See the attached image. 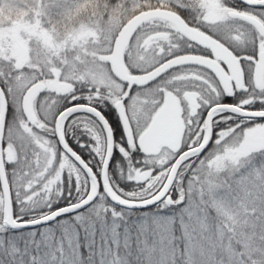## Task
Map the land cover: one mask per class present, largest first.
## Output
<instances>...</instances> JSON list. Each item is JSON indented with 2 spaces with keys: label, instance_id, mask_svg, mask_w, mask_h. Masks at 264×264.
Here are the masks:
<instances>
[{
  "label": "rangeland",
  "instance_id": "374dc122",
  "mask_svg": "<svg viewBox=\"0 0 264 264\" xmlns=\"http://www.w3.org/2000/svg\"><path fill=\"white\" fill-rule=\"evenodd\" d=\"M177 3L178 0H0V62L16 72L6 85L13 116L5 130L4 145L17 154L18 160L8 167V172L13 200L19 207L28 208L43 194L45 199H60L62 177L68 181L65 171L69 163L58 151L50 128L60 105L74 99L72 94L89 93L97 99L104 92L113 103L119 100L124 86L112 77L107 57L123 19L126 22L137 9L140 12L175 5L183 11L189 5L190 13L233 49L241 53L245 49L264 51V39H257L245 26L231 23V36L236 39L217 27L229 21L233 12L223 1ZM254 15L264 20L263 11ZM164 29L172 36V29ZM147 31L137 33L123 57L125 67L137 73L150 71L169 57L155 42L157 31ZM249 38L253 39L252 48L244 44ZM37 82L43 93L33 102L37 125L30 127L21 114V99ZM61 84L69 89L62 91ZM159 87L154 106L150 105L152 94L146 90L134 91L126 102L129 118L140 124L135 129L136 136L145 129L161 99ZM251 90L254 101L262 105L264 80L260 88ZM183 92L195 96L192 91ZM206 96L214 100L220 92ZM225 113L215 115L213 123L223 127L213 132L209 150L185 166L186 175L175 185L172 196L178 194L181 205L134 214L111 208L106 198L99 196L90 209L89 222L79 227V242L76 232L70 231L72 217L26 234L6 232L0 194V264H264L261 235L256 237L260 226L255 221L259 222L264 210V144L253 151V137L249 138L259 128L263 132L264 122L239 121ZM199 129L200 142L206 131ZM260 138L264 141V132ZM134 142H127L131 149ZM103 143L102 139V148ZM144 163L156 164L147 159ZM168 171L167 168L161 173V181ZM124 172L128 181L147 174L142 170ZM38 177L49 180L48 191L41 192L36 185Z\"/></svg>",
  "mask_w": 264,
  "mask_h": 264
},
{
  "label": "water",
  "instance_id": "95a60500",
  "mask_svg": "<svg viewBox=\"0 0 264 264\" xmlns=\"http://www.w3.org/2000/svg\"><path fill=\"white\" fill-rule=\"evenodd\" d=\"M243 4V0H238ZM249 5L264 4V0H248ZM256 8V7H249ZM259 9V8H256ZM231 18H237L253 25L260 34H264V29L261 23L255 18L249 17L244 14L236 12L230 13ZM163 20L171 25L178 31V33L187 41L208 50L214 57V60H209L199 56H180L171 59L150 72L138 75L127 74L123 66V53L136 30L144 23L150 20ZM110 72L113 77L125 86V90L120 100L115 104V111L118 120L120 121V128L125 139L132 137V131L127 118L125 102L128 100L130 93L134 88H143L158 80L165 73L178 66H200L211 72L217 79L221 91L229 95L232 93L233 88L240 89L243 82V75L240 68L241 61H246L254 66L253 81L255 87H260L264 77V52L259 53L257 59L248 56L235 57L225 46L214 40L213 38L200 33L197 30L189 27L180 16L176 13L164 9H149L142 11L131 17L126 24L120 29L111 51L107 58ZM221 62L225 69L219 63ZM233 82V85L231 83ZM60 88L65 91L67 86L62 84ZM42 86L40 83L32 85L24 94L21 100V112L28 125H35V116L32 112V102L41 91ZM7 100L2 90H0V192L3 201V223L9 230H33L40 227L48 226L51 224H41L40 220L51 221L53 217L60 216V213H73V209L80 208L81 204H87L88 201L98 197V190H102L107 194V200L115 207L120 209H130L136 207V211L148 210L155 205L156 201H163L167 205L172 203L168 199V193L176 179L177 173L189 158L203 154L210 145L212 138V120L213 117L220 111L227 112L239 117L250 120H264L263 112H250L242 108L230 105H217L212 107L205 118V127L207 130L206 137L203 142L196 148L182 153L174 162L168 178L162 189L153 197L142 201H124L120 199L112 190L108 180V168L112 160L114 152V141L109 125L103 116L95 109L75 105L63 110L56 118L54 124V136L60 150L67 155L89 178L92 188L88 193L86 199L81 200L79 203L73 204L70 207L66 206L60 209L59 212L53 211L40 219L32 220V227H24L21 222L15 220L13 215L12 200L9 191V186L4 169L2 144L5 132V105ZM75 114H86L93 117L103 129L106 138V152L100 170V178L94 176L88 166L81 160V158L74 153L67 145L63 134V123ZM182 109L179 104L178 98L169 91L163 92V105L156 112L152 118L151 123L146 130L138 137L136 146L144 156H157L162 149H168L176 154L180 150L181 139L184 133V123L181 118ZM115 202V203H114ZM139 205H150L148 208H140ZM121 206H126L122 208ZM75 214V213H73ZM70 216V215H66ZM60 216V218L66 217ZM55 223V222H54Z\"/></svg>",
  "mask_w": 264,
  "mask_h": 264
},
{
  "label": "trees",
  "instance_id": "16d2710c",
  "mask_svg": "<svg viewBox=\"0 0 264 264\" xmlns=\"http://www.w3.org/2000/svg\"><path fill=\"white\" fill-rule=\"evenodd\" d=\"M181 1V2H180ZM225 3V6L236 10L238 12H249L252 14L258 13V12H264V10H250L248 8H244V7H239L241 4L237 1V0H221ZM184 0H178L177 4H183ZM154 8H158V7H154ZM163 8H167L169 10H172L176 13H178L184 20H186L190 26L200 29L201 31H203L204 33H207L209 35H211L212 37H214L215 39H217L218 41H220L221 43H223L225 46H227L232 52H234L235 54H249L252 53V49H245L244 52H238L237 50L233 49L231 46H229L223 39H221L219 36L211 33V31L207 28H205L199 20L198 18H196V16H194V14L190 13V6L187 5L184 7L183 11H179L177 9V7L175 5H170V7H163ZM141 9V8H140ZM143 10V9H142ZM138 12L135 11V13ZM135 13H131L130 16H133ZM123 23H125V20L123 19ZM231 23H239L241 25H243L242 22L239 21H233V20H229L226 23L220 24V28L223 32L227 33L229 36H231ZM152 30L154 32L157 31V35L155 36V42H159L157 45H162L163 47L160 48H164L162 49L163 53L169 54L168 58L174 57V56H178L180 54L183 53H191L192 51H197L199 50L198 48L188 44L186 41H184L181 37H179L177 34H175L174 32L172 33V36H170L167 32L166 29H164V27H168L170 29V26L164 22L161 21H151L143 26L140 27L139 31H147L150 27H152ZM151 30V29H150ZM148 30L147 33L149 34L151 31ZM150 31V32H149ZM258 39V38H257ZM253 39L249 38V40L247 41V44L251 45L252 48V41ZM158 49V48H157ZM3 63V62H2ZM130 70V69H129ZM132 73L136 74L138 71H134V70H130ZM15 71H13L11 69L10 66H6L4 64H1L0 62V74L3 75L4 77L1 78L0 77V88L2 89V91L5 93L6 95V85L9 81H12L14 75H15ZM172 91H174L172 88L170 87H166ZM149 92L154 89L153 92V97H156L158 92V84H154L148 88H146ZM252 88L249 87V91H239V92H234V94L232 96H224L222 94H220V97H218L213 103L211 104H230V105H235L237 106L238 104H241L245 99L250 98L252 100V102L249 104V107L251 110H264V103L261 105L257 100L254 101V96H252L250 93L252 92L251 90ZM145 90V89H144ZM74 97V99L68 100L63 102V104L60 105L59 107V112H61L62 110L66 109L64 106L65 105H69L68 107L75 105V104H82V105H86V106H90L94 109H96L97 111H99L101 113V115L105 118V120L107 121V123L109 124L112 134H113V138L116 144L115 147V151H114V155L119 153L120 154V158L116 161V166H115V170L113 171L112 168V161L109 167V182L111 187L113 188V190L122 198L129 200V201H137V200H143L146 197L154 194L160 183H161V173L159 172H163L164 170H162V168H160L158 165L154 166V175L150 178H148L145 182L143 183H138V184H134V182L132 181H128L127 180V175L124 176L125 172H132L135 170H147V169H151V166H148L146 163H144V161L146 160L145 158H143L141 156V154L139 156H136L134 153L136 152V150L128 148L126 146V143L122 137V135H119L117 133V130L113 127L112 124V120H110L108 118V116L105 115V112L107 111V105H111L112 108L113 107V102L110 101V99L108 98V95L104 92L99 93V98H94L92 94H87V93H78L77 95L72 94ZM7 97V96H6ZM232 98V97H238V99H236L235 103H231V102H226L225 98ZM79 100L80 102L77 103L76 101ZM101 109H104V111H101ZM115 111V110H114ZM117 118V115H116ZM88 120L89 122L85 121ZM118 119V118H117ZM239 121H241V119H237ZM8 121L6 122V128H7V124ZM222 124H217L216 127L221 126ZM121 132V129H120ZM50 134L51 137L54 139L53 136V129L50 128ZM64 134H65V139L67 144L72 148V150H74L80 157L81 159L87 164V166L91 169V171L93 172V174L95 175L96 178H99L100 176V168H101V162L103 159V148H102V139H103V134L102 131L100 129V127L98 126V124L95 122V120L91 117H87V116H82V115H76L71 117L70 119H68V121L65 124V128H64ZM193 144H195L193 142ZM120 145V147H118ZM113 155V156H114ZM68 164V168L65 171L66 174V178L68 179V181H65V179L62 177V181L64 182V187H63V192L65 193V195H67V193L71 192V197L69 199V204H75L76 200L79 199L80 201L83 200V197L85 196V193H88V179L84 176V174L76 167L72 164V162H70V160L65 157ZM66 162V163H67ZM122 169V171H121ZM9 169L7 168V175L9 177ZM186 170H181L179 173V179H183L184 176L186 175ZM124 173V174H123ZM56 176H58V173L56 174ZM46 179V180H45ZM45 179L38 177L36 180V185L40 188L41 192H45L48 191V189L50 188L49 186V180L45 177ZM123 185H131V187H120ZM61 190L56 191L57 194L54 195H58ZM12 199H13V195L11 193ZM59 199L54 200L51 197H48L47 199H45V195H41L40 199L36 202H34L32 205L30 204L28 206V208H24L22 209V207H19V205L16 203L15 200H13V214H14V218L19 220L20 216H24V217H31L32 220L36 219V217H40L42 216L41 213L44 214H48L49 213V205H55V203L58 201ZM14 203H15V207H14ZM110 205V204H109ZM67 206V205H66ZM111 208H114L117 211H120L119 208H116L112 205H110ZM65 207V206H64ZM160 208V206L153 208L152 210H156ZM172 208V207H170ZM169 209V208H168ZM264 209V208H263ZM124 211V210H123ZM52 212V211H51ZM19 214V215H15V214ZM134 214H139L142 212H132ZM67 217V218H62L59 221L63 220V219H69L71 218ZM259 222L256 221V224L258 223V225L260 226L258 229L259 231H257L256 233V237L258 239L259 235L260 236V244H262L263 248H264V210L261 211V213L259 214ZM3 218V215H2ZM57 223V222H56ZM261 226L263 227V230L261 231L260 228ZM6 232L8 233H22V234H26L32 231H26V230H15V231H10L8 230L6 227H4ZM39 230V229H38Z\"/></svg>",
  "mask_w": 264,
  "mask_h": 264
},
{
  "label": "flooded vegetation",
  "instance_id": "af4514ba",
  "mask_svg": "<svg viewBox=\"0 0 264 264\" xmlns=\"http://www.w3.org/2000/svg\"><path fill=\"white\" fill-rule=\"evenodd\" d=\"M261 22L264 25V20H262ZM248 27H250V26L248 25ZM248 29L251 30L254 28L250 27ZM230 37L235 38L233 36H230ZM258 54H259V52H257L255 56H251V57L256 59ZM181 55H193V56L203 57V58H206L209 60H214V57L211 54V52L204 50V49L192 51L191 53L186 52V53H183ZM235 56L238 57V55H235ZM217 62L219 63V65L223 69H225V71L228 74V71L226 70L225 66L221 62H219V61H217ZM240 68H241L242 75H243V82H242L241 91H243V90L249 91V87L252 88V86H254L253 85L254 67L252 64H250L248 62L242 61L240 63ZM228 76H229V74H228ZM159 81H161L162 85L164 86L163 89L170 90L166 87L172 88L174 91H172V90L171 91L178 97L179 104L181 105V108H182V118H183L184 125H185V132H184V135L182 138L181 149H180L179 154L186 152V151H189V150L197 147L201 143V141L199 142V140H198V132L200 130L199 128H201V127L204 128V121H205L206 115H207L209 109L213 105V104H211V103H213L211 101V100H213V98H209V96H206V95L214 94L217 96V93H218L217 91H218V87H219L218 81L214 77V75L211 72H209L208 70H206L202 67H195V66H178V67H175L174 69L165 73L158 80V82ZM231 83L233 85L232 81H231ZM185 90L192 91V93L195 96L185 95L184 93H186V92H183ZM215 100L216 99H214L213 101H215ZM252 100L253 99L247 98L240 105L246 110H251L249 107V104L252 102ZM155 103H156V99L152 98L150 101V105L154 106ZM162 103H163V98L161 99V104ZM156 106H157V104H156ZM157 108H158V106L156 107V109ZM155 110L153 109V111H155ZM247 121L260 123V121H250V120H247ZM138 125H140L138 123V120L133 121V126L135 129L138 127ZM214 125H215V123H212V130H213L212 135H213V132L216 131V129H217L216 128L214 130ZM262 131L264 132V128L262 129ZM262 133H261V130L259 128L257 130V132L256 131L253 132L254 135H252V134L249 135V138L253 137V143H252V147L254 148V149H252L253 151H257L264 144L263 138H260ZM193 142L195 144H193ZM211 142H212V140H211ZM115 144H117V143H115ZM210 146H211V144H210ZM210 146H209V148H210ZM118 147H120V145ZM209 148L207 149V151L209 150ZM207 151H205V153ZM179 154L173 155L169 151L163 149L158 157H153V158H151V160H153V161L155 160L156 164L160 168H162V170L167 169V168L169 169V167L173 164V162L175 161V159L178 157ZM16 156H17V154H16L15 150H13L10 146H7L6 144L3 145V158H4L6 168H8L11 165L16 164V161L18 160V159L16 160ZM167 157H171V160H167ZM200 157L193 158V159L189 160L186 165L187 166H189V164L192 165L195 162V160L199 159ZM162 158H164L163 162L160 161ZM185 166H183L182 168L184 169ZM145 171L147 172V174L144 177L137 176L138 178L136 181L134 180V184H138L139 182L143 183L148 178L152 177L155 173L154 165H151V169H147ZM159 173H162V171ZM178 181L179 180H177V182ZM173 191H174V186L171 189L170 196H172Z\"/></svg>",
  "mask_w": 264,
  "mask_h": 264
},
{
  "label": "snow or ice",
  "instance_id": "6c2138e0",
  "mask_svg": "<svg viewBox=\"0 0 264 264\" xmlns=\"http://www.w3.org/2000/svg\"><path fill=\"white\" fill-rule=\"evenodd\" d=\"M239 7H244V8H247V7H256V8H259L261 10H264V4H260V5H249L248 4V0H243V4L240 5ZM248 55L250 56H255L256 53L255 52H252V53H249ZM2 90V89H0ZM236 99H238V97H232V98H225L226 102H231V103H235L236 102ZM77 103H79L80 101L77 100L76 101ZM69 105H65L64 107L67 108ZM101 111H104V109H101ZM105 115L108 116V118L110 120H112V124H113V127L117 130V133L119 135H123L122 132H120V121L116 118V113L114 111V109L112 108L111 105H107V111L105 112ZM13 116V108L11 106V104H8L6 103L5 105V118L7 120H10ZM261 119H264V117H261ZM220 127H223V125H221ZM210 146V145H209ZM136 156H139L140 155V152L139 150H137L135 153H134ZM120 158V154L117 153L115 154L113 157H112V168H113V171L115 170V166H116V161ZM120 187H131V185H123V186H120ZM90 187L88 189V191H90ZM60 199L55 203V205H49V213H51V211H56V212H59L60 209L64 206H71L69 204V199L71 197V192L67 193V195H65V193L63 191L60 192ZM98 195L99 196H103L104 198H108L107 197V194L105 192H103L102 190H98ZM87 197V193H85V196L83 197V199H86ZM163 197L161 198L160 201H156L155 202V205L158 207L159 204L163 201ZM169 200H172L174 203L179 201V203H183L182 200H180V197L178 194H174L173 196L171 197H168ZM76 203H79L80 200L77 199L75 201ZM97 203V200L96 198L94 197L93 200L91 201H88L87 204H81L80 208H77V209H73V213H75V215H73V213H60V216H66V215H70L72 216V220H73V225L72 227L70 228V231H75L76 232V239L77 241L79 242L80 240V237H79V227L81 225V223H83L84 225H87V223L89 222V219L91 218V211L90 209L92 208V206H94L95 204ZM115 203V202H114ZM15 203H14V207H15ZM122 208L126 207V206H121ZM140 208H148V207H151L150 205H139ZM137 210L136 207H133V208H130V209H127V211L129 213H132V212H135ZM15 215H19L18 213L15 214ZM41 215H43V213H41ZM60 216H56V217H53L51 221H44V220H40V223L41 224H51V223H54V222H59L60 220ZM79 217V219H77ZM20 219V222L24 225V227H32L33 224H32V218L31 217H24V216H20L19 217ZM36 219H40L39 217H36ZM7 227V226H6Z\"/></svg>",
  "mask_w": 264,
  "mask_h": 264
}]
</instances>
